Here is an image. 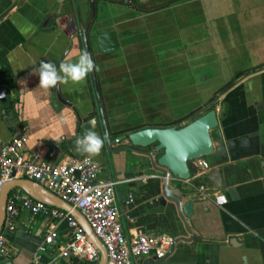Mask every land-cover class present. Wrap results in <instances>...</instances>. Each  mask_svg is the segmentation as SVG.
I'll list each match as a JSON object with an SVG mask.
<instances>
[{"label": "crops", "instance_id": "obj_1", "mask_svg": "<svg viewBox=\"0 0 264 264\" xmlns=\"http://www.w3.org/2000/svg\"><path fill=\"white\" fill-rule=\"evenodd\" d=\"M190 3L203 6L208 37L197 42L201 52L215 57L198 67L197 72L203 71L199 80L193 79L190 68L174 69L172 60L178 59L179 65L185 53L158 50L164 34L159 29L162 15L169 11L172 16ZM88 12L89 0H0V88L14 102L10 109L0 103V148L24 134L26 154L37 152L57 164L68 156H85L75 151L74 141L86 131L103 136L90 73L81 84H58L70 105L57 100L54 88L42 89L34 73L41 61L59 68L61 62L78 59L84 52L79 30ZM176 17L183 19L184 14ZM226 21L249 29L241 34L232 31L228 37L221 33ZM109 30L116 31L119 47L100 52L94 37ZM88 38L110 139L136 128L182 124L192 119L184 118L192 111L197 110L198 116L211 106L216 110L219 126L212 138L224 145L226 161L209 155L189 163L188 180L169 177V185L187 191L184 200L194 204L187 218L192 239L178 242L169 262L264 264V0H203V5L197 0H95ZM191 47L200 53L198 44ZM229 49L249 50L254 59L246 69H236L231 80L222 69ZM242 71L245 74L236 77ZM57 137L63 138L59 144ZM126 144L127 139L111 148ZM141 158L108 150L105 144L92 160L101 177L119 181L115 202L124 235L130 239L140 233H166L173 240L188 238L174 204L159 202L162 176L148 164L136 167ZM199 160L208 166L202 167ZM216 197L225 203L216 204ZM15 224L8 235L9 253L2 255L0 264H33L51 220L18 209ZM58 233L59 243H64V224ZM156 259L150 254L133 264H152Z\"/></svg>", "mask_w": 264, "mask_h": 264}, {"label": "built area", "instance_id": "obj_2", "mask_svg": "<svg viewBox=\"0 0 264 264\" xmlns=\"http://www.w3.org/2000/svg\"><path fill=\"white\" fill-rule=\"evenodd\" d=\"M25 135L21 134L0 148V185L8 180L26 178L37 182L63 201L69 203L85 218L92 233L106 249V264H133V260L153 254L164 256L173 243L170 234L140 233L128 239L123 233L120 211L115 202L119 181L100 176L95 162H86V156H68L62 162L52 164L37 152L26 154ZM206 168L207 162L198 161ZM223 205L224 198H215ZM129 203V200L125 202ZM18 209L33 216L51 220L42 242L33 257V264H96L100 252L85 233L83 227L71 215L42 201L33 199L21 189H13L7 198L5 218L0 232V255L9 253V237L16 227ZM64 224L67 240L59 243L58 228ZM47 260H43V255Z\"/></svg>", "mask_w": 264, "mask_h": 264}, {"label": "water", "instance_id": "obj_3", "mask_svg": "<svg viewBox=\"0 0 264 264\" xmlns=\"http://www.w3.org/2000/svg\"><path fill=\"white\" fill-rule=\"evenodd\" d=\"M122 2L135 3L136 0H118ZM95 15V0H89V12L80 26L79 34L81 37L82 48L84 52L90 54V40L88 32L91 21ZM78 34V32L76 33ZM95 42L100 52H108L116 50L119 47V40L116 31L109 30L96 34ZM92 85L94 89L97 108L103 128V132L108 131L104 110L101 103V97L97 85V77L95 71L90 73ZM55 95L59 102L64 105H70L66 102L60 93L59 86L55 88ZM7 91L0 88V103H5L7 99ZM219 126L217 113L214 108H211L193 119L186 120L182 124L158 127L148 126L136 128L110 139L106 142L108 150L127 151L137 156L142 157L136 162V167H145L146 164L150 169L162 176L163 183L161 186L160 204L171 202L176 207L178 216L184 224V228L189 237L174 238L172 245L164 256L157 258L152 264H183L182 262H169L175 246L178 242H188L192 239V231L189 228L187 218L192 215L193 201L191 199L184 200L188 196V192L180 188H172L169 185V177L173 176L178 180H188L190 178L189 163L199 158L209 155L218 157V162L226 161V151L222 144H217L212 138V131ZM127 139L128 144L120 145L116 149H112L111 145ZM141 170L139 173L142 174ZM21 189L33 199L42 201L48 205L70 211L71 215L83 227L85 233L98 248L100 258L96 264H106L107 253L102 242L92 233L91 228L86 222L83 215L78 209L63 201L55 194L41 186L35 181L26 178H16L3 182L0 185V232L5 218V206L9 193L13 189ZM233 192V189H230ZM0 260H4L0 255ZM148 264V263H147Z\"/></svg>", "mask_w": 264, "mask_h": 264}, {"label": "rangeland", "instance_id": "obj_4", "mask_svg": "<svg viewBox=\"0 0 264 264\" xmlns=\"http://www.w3.org/2000/svg\"><path fill=\"white\" fill-rule=\"evenodd\" d=\"M197 3L199 5H201L202 3L203 5V0H197ZM196 5L193 3H190L189 6H186L185 8L183 7L179 12L175 13L174 11L173 13L175 14L172 16H171V12L169 11L165 12L162 15L161 19L163 20H162V24L161 25L159 24L160 25L159 29H160V32L164 31V34H163L162 41L160 44L161 47L158 50H161L163 54L165 52H177V51L185 53L186 56L184 58H180L179 65L178 64L176 65V62L178 59L172 60L175 63L174 69L183 70V68H190L192 72L194 70V74L196 75V76L193 75V79L199 80L201 76H203V71L201 68V70L200 71L198 70L199 72H197L198 67H201L202 63H205L206 61L208 63H211L210 61L215 60V57L212 58L211 55L210 56L203 55V53L201 52L202 46L199 45V43L200 42L202 43V41H204V39L208 37L207 35L208 30L206 29V26H204V24L202 23V9L201 8L203 6L199 8ZM177 14H184L183 19L177 18L176 17ZM235 22L236 21H234V23ZM226 23H227V26L224 27V30L221 33H224L228 37H229V33L232 31H236L237 33L240 32L241 34L244 29L246 31L249 29V28L247 29L246 27L244 28V26L235 27L232 21L230 22L226 21ZM229 23L233 25L229 26L230 25ZM187 24H190V25L185 26ZM238 24H240V26L242 25L241 22ZM171 31L174 32V35H171ZM219 36H222V35H219ZM194 44H198V46L200 47V53L199 51L196 52L192 49L191 46ZM228 51H229L228 55L230 56H228L227 54L224 55L226 56L225 57L226 59H225V64H223L222 66V69H224V72H225L224 75L227 73V75H225V77L228 76L226 79L231 80L234 77V74H235L234 71H236V69H239V68L246 69L247 67H249L250 65L249 63L254 61V59H253V53L250 52L249 50L240 51L241 53L235 52L234 49L232 50L229 49ZM218 55H219L218 52H216V56ZM233 55H236L237 58L231 57ZM249 57H252V59H249ZM216 60H218L219 63L221 61L219 57ZM163 69L165 70V67H163ZM204 71H205V68H204Z\"/></svg>", "mask_w": 264, "mask_h": 264}, {"label": "clouds", "instance_id": "obj_5", "mask_svg": "<svg viewBox=\"0 0 264 264\" xmlns=\"http://www.w3.org/2000/svg\"><path fill=\"white\" fill-rule=\"evenodd\" d=\"M93 71H98L97 65L89 53L82 52L75 62H61L59 68L50 61H41L34 73L39 77V86L47 91L55 88L58 84H81ZM109 136L107 131L101 136L96 131L88 130L75 139V151L85 155L86 162H92L95 157L100 155L105 143L109 142ZM61 141H63L62 137L55 138L57 144Z\"/></svg>", "mask_w": 264, "mask_h": 264}, {"label": "trees", "instance_id": "obj_6", "mask_svg": "<svg viewBox=\"0 0 264 264\" xmlns=\"http://www.w3.org/2000/svg\"><path fill=\"white\" fill-rule=\"evenodd\" d=\"M137 7H140V6L137 5ZM139 9H141V8H139ZM144 11H150V10H144ZM244 74H245V71H242V72H240L239 74H237L236 77H239V76L244 75ZM230 85H231V83H228L226 86H224V87L221 88L219 91H217L216 94L225 91ZM3 105H4L5 108L10 109V108L14 105V102H13L12 100H7ZM211 108H212V106H211L210 108H208V110L211 109ZM196 111H197V110H196ZM196 111H192V112H190V113H189L187 116H185L184 118H187V117H192V119L195 118L196 115H194V114H195Z\"/></svg>", "mask_w": 264, "mask_h": 264}]
</instances>
